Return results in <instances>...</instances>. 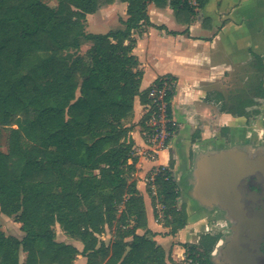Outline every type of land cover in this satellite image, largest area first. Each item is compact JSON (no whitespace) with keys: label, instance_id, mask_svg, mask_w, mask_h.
I'll use <instances>...</instances> for the list:
<instances>
[{"label":"trees","instance_id":"obj_1","mask_svg":"<svg viewBox=\"0 0 264 264\" xmlns=\"http://www.w3.org/2000/svg\"><path fill=\"white\" fill-rule=\"evenodd\" d=\"M121 1L127 2L124 27L90 33L86 15L96 11L97 0H58L55 8L43 0H0V144L8 132L6 151L0 147V212L23 233L18 238L0 228V264H79L77 255L85 264H169L152 239L134 177L138 157L128 120L135 97L149 99L140 90L132 31L149 22V2L169 1L191 13L208 0H195V6L187 0ZM251 54L250 84L233 106L222 104L247 122L260 113L256 98L264 100V56ZM139 124L143 131L144 119ZM173 167L170 158L167 179L157 177L161 224L170 234L187 223L186 213L176 210ZM57 224L82 244L80 250L56 239ZM106 227L113 230L108 243L99 238ZM219 238L205 232L184 247L197 264H215L211 252Z\"/></svg>","mask_w":264,"mask_h":264},{"label":"crops","instance_id":"obj_2","mask_svg":"<svg viewBox=\"0 0 264 264\" xmlns=\"http://www.w3.org/2000/svg\"><path fill=\"white\" fill-rule=\"evenodd\" d=\"M126 9L127 2L114 0L105 7L97 6L95 12L98 11L105 20H117L118 29H122V22L127 18ZM95 12L86 15V32L87 22ZM147 15L149 22L132 31L135 41L132 54L138 60L136 69L141 72L140 90H147L148 98L156 78L163 74L173 75L176 88L170 109L179 127L168 148L159 152L156 161H150L143 153L144 138L139 127L148 102L142 103L136 96L128 122L134 124L130 133L138 157L134 177L144 198L148 228L155 233L152 239L169 257L168 243L180 238L185 226L174 234H160L162 224L154 222L151 196L143 179L153 166H167L173 158L174 179H184L188 171L190 180L189 174L199 154L250 139L245 118L223 111L222 103L225 90L236 84L240 67H251V53L264 56V0H208L204 7H194L191 13L173 9L169 1L163 4L149 2ZM86 45L85 51L89 48V44ZM85 51L81 52L80 47L81 54ZM222 127H228L226 136L221 132ZM192 222L197 227L203 226V221L193 219ZM137 232L141 234L143 230ZM22 236L23 233L15 237ZM99 238L109 242L100 235ZM184 249H180L179 254Z\"/></svg>","mask_w":264,"mask_h":264},{"label":"rangeland","instance_id":"obj_3","mask_svg":"<svg viewBox=\"0 0 264 264\" xmlns=\"http://www.w3.org/2000/svg\"><path fill=\"white\" fill-rule=\"evenodd\" d=\"M43 1L47 3L49 6L54 7V8L58 4V0H43ZM97 3H98L99 8L105 7V5L107 4L105 0H97ZM87 23L88 25L86 26V29L90 33H106L109 30H115V29L120 28L117 20L115 19L105 20L104 18H102V16L99 14L98 11L90 16ZM86 44H83L81 46V52H84L85 49L87 48L88 45ZM252 72H253L252 67H248V68L247 67L243 68V66L240 67L238 71V77H237L236 84H234L230 90L228 88L224 92L225 96H224L223 103L226 107L229 108L231 107V105L233 106L235 102L234 100L235 96L238 95L240 91L247 89L252 79V76H253ZM256 101H258V104L255 107H257L260 110V113L256 116H251L247 122L249 133H250L249 141L250 140L260 141L262 138H264V136H262V132L264 131V100L256 98ZM139 127H141L140 124H139ZM139 127L138 129H140ZM7 134L8 132L6 131L2 132V139H1L0 147H1V150L3 151H6V148H7V144H6ZM241 144L243 143H239V145ZM179 173L180 171H178L177 174ZM185 174L186 176L184 179L175 180L177 183V189L179 191V197L177 198V203H176V210H180V211L183 210L186 213L187 223L184 227L185 231H183L182 236L180 238L171 240V242L168 243L170 245L168 249L169 264H185L183 260V255L179 254L180 249L186 248L184 247V245L189 246L193 244L191 243L192 241L197 242L202 233L210 232L213 234H218L220 238L217 241V244L222 240V237L226 233L225 231L226 227L224 226L225 222L222 217V211H220V209L217 207L216 208L213 207V209H209V208H205L199 205L197 201L191 195V185H190L189 179L187 178L188 171ZM143 181H145V179H143ZM170 217L171 216H168L167 218L168 223H169ZM193 219H196L197 222L199 220L203 221L201 222L203 223L201 224L203 226L197 227L192 222ZM167 222L165 220L166 224ZM19 225L20 224L16 222L13 217H8L0 213V228L6 234L15 235L18 237L21 236L22 233L19 229ZM168 226L162 225V228H161L162 231L160 232L162 236H166L169 234L170 228ZM54 229H55L57 240L68 242L70 244L76 245L79 249L81 248V244H79V242L76 240L68 238L67 235L64 233V231L60 228L58 224L54 227ZM112 235H113V230L111 228L106 227L104 233H102L100 237L103 238L107 242L112 237ZM217 244L215 245L214 250L211 252L212 260L215 263L219 262L218 256H216L217 258L213 256L215 255L214 253L216 251ZM173 245H176V246L173 247ZM19 256H20V261H22L25 254L21 252ZM75 262L79 264H85L86 259L82 256H78Z\"/></svg>","mask_w":264,"mask_h":264},{"label":"flooded vegetation","instance_id":"obj_4","mask_svg":"<svg viewBox=\"0 0 264 264\" xmlns=\"http://www.w3.org/2000/svg\"><path fill=\"white\" fill-rule=\"evenodd\" d=\"M238 148L247 154L253 165L251 172L238 181L234 189V215L229 216L227 211L214 205L222 211L226 227L220 242L223 246L239 232L238 244L231 252L232 263L264 264V138L245 141ZM221 256L219 252L218 257Z\"/></svg>","mask_w":264,"mask_h":264},{"label":"water","instance_id":"obj_5","mask_svg":"<svg viewBox=\"0 0 264 264\" xmlns=\"http://www.w3.org/2000/svg\"><path fill=\"white\" fill-rule=\"evenodd\" d=\"M238 146L239 143L201 153L196 157L189 181L191 195L199 205L209 209L217 205L227 211L229 216L234 215V189L238 181L251 172L253 165V162L247 159V154ZM235 230L238 231L236 228ZM237 233L238 235L231 237L223 246L221 242L217 244L213 256H219L221 252L222 256L218 257L219 264H233L231 252L238 244L240 236L239 232Z\"/></svg>","mask_w":264,"mask_h":264},{"label":"built area","instance_id":"obj_6","mask_svg":"<svg viewBox=\"0 0 264 264\" xmlns=\"http://www.w3.org/2000/svg\"><path fill=\"white\" fill-rule=\"evenodd\" d=\"M190 6H195V0H187ZM176 88V79L171 74H163L156 78L149 89L148 99L143 118L145 129L144 154L150 161H156L159 152L168 148L171 140L177 133L179 124L171 113V99ZM136 154V151H135ZM137 155V154H136ZM167 166H153L145 176V185L154 197L153 209L156 213L154 222L161 223L164 216V204L158 194L157 177L167 179ZM185 264H197L191 256V251L185 248L182 252Z\"/></svg>","mask_w":264,"mask_h":264}]
</instances>
